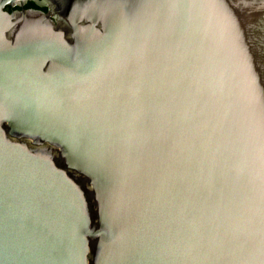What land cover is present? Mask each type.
<instances>
[{
    "label": "water",
    "instance_id": "water-1",
    "mask_svg": "<svg viewBox=\"0 0 264 264\" xmlns=\"http://www.w3.org/2000/svg\"><path fill=\"white\" fill-rule=\"evenodd\" d=\"M0 264H264V0H0Z\"/></svg>",
    "mask_w": 264,
    "mask_h": 264
},
{
    "label": "trees",
    "instance_id": "trees-1",
    "mask_svg": "<svg viewBox=\"0 0 264 264\" xmlns=\"http://www.w3.org/2000/svg\"><path fill=\"white\" fill-rule=\"evenodd\" d=\"M25 6H26V7H36L35 4L32 3V2H28ZM5 9H6V10H9V7L6 6ZM43 10H45V8H43Z\"/></svg>",
    "mask_w": 264,
    "mask_h": 264
},
{
    "label": "flooded vegetation",
    "instance_id": "flooded-vegetation-1",
    "mask_svg": "<svg viewBox=\"0 0 264 264\" xmlns=\"http://www.w3.org/2000/svg\"><path fill=\"white\" fill-rule=\"evenodd\" d=\"M26 7V6H25ZM11 8L9 7V10H10Z\"/></svg>",
    "mask_w": 264,
    "mask_h": 264
}]
</instances>
